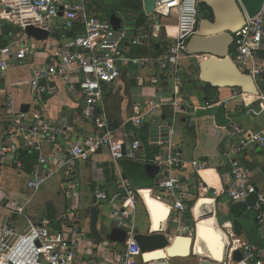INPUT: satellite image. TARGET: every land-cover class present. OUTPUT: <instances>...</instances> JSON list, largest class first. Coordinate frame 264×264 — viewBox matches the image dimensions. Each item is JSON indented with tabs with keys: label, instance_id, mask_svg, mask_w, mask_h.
I'll return each mask as SVG.
<instances>
[{
	"label": "built area",
	"instance_id": "obj_1",
	"mask_svg": "<svg viewBox=\"0 0 264 264\" xmlns=\"http://www.w3.org/2000/svg\"><path fill=\"white\" fill-rule=\"evenodd\" d=\"M202 1L156 0L153 13L145 14L144 30L135 34L128 25L115 30L107 21L91 14L90 5L100 3L109 6L111 0H0V39L4 38L3 24L20 30L11 35V42L0 48L2 76L10 70L11 60L22 62L41 54L39 48L23 41L27 28L34 27L52 34L54 22L61 19L62 29L72 32L73 37L62 44L42 41L48 50L47 62L33 69L30 90L34 99L41 102L44 96H57L59 86H63L69 97L80 98L83 118L97 130L77 140L70 131L45 121L44 109L35 110L31 116L24 112L13 114L15 105L10 98L6 106L13 121L5 138L0 139L1 165L9 162L19 172H25L22 153L36 154L34 169L27 175L28 190L35 196L50 180L61 177L64 196L70 202L78 200L80 194L79 184L75 182L77 163L89 160L103 149L108 150L112 162L118 164L123 160L146 161L139 153L145 147L154 151L155 156L150 161L158 168V178L153 188L136 189L130 182L123 181L120 192L113 197L100 190L95 193L97 202L116 206L111 219L114 228L127 233L123 245L107 241L97 244L84 237L76 224L79 214L71 206L61 218L60 230H54L48 221L30 223L23 235L18 234L11 220L0 226V264H103L107 260L112 264H137L136 260L141 259L142 253L134 241L136 215L139 203L147 205L146 197L160 205H168L174 214L170 222L180 226L184 233L186 229L183 224L190 204L203 196L216 200L222 195H227L232 205L248 206L253 210L259 226L264 229V191L250 181L239 160V156L252 146L264 150V131L246 134L232 125V136L237 143L231 144L225 155L229 171L225 176L226 188L223 192H218L204 179L202 172L208 170L206 163L188 161L178 150L176 118L183 108H192L189 96L184 94L180 67L183 60L194 57L188 52V43L198 34ZM239 4L241 6L240 1ZM241 8L245 23L233 35L231 58L242 73H248L253 78L260 90L264 86V62L261 60L264 49V5L254 18L249 17L243 6ZM167 19L176 21L172 35L164 25ZM162 38L167 40L162 53H152L143 60L156 68V75L137 78L141 89H153L156 96L144 104H135L134 115L129 120L139 131L147 128L145 136L120 133L108 118L104 88L122 79L127 45L142 49ZM235 100L239 102L237 110L254 117L253 106L259 100L264 102V97L249 96L234 90L229 98H212L196 109L227 108ZM167 108L171 110L170 121L165 117ZM193 126L194 119H190L188 128ZM60 137L67 143L65 150H61ZM47 148H53L56 152L49 155ZM187 168L199 178L198 183L192 184L182 176ZM252 198H255V205L249 206ZM0 203L18 214L25 211V208L1 193ZM68 226L72 239L65 235ZM179 235L183 234L180 232ZM174 237L169 238L171 243ZM231 237L226 264H264L263 250L235 238L234 234ZM238 250L242 252L241 262L233 261V255Z\"/></svg>",
	"mask_w": 264,
	"mask_h": 264
},
{
	"label": "crops",
	"instance_id": "obj_2",
	"mask_svg": "<svg viewBox=\"0 0 264 264\" xmlns=\"http://www.w3.org/2000/svg\"><path fill=\"white\" fill-rule=\"evenodd\" d=\"M91 14L93 13L91 12ZM132 17L135 16L132 15ZM119 18L122 20V27L127 26L123 19ZM62 23L61 19L54 22L55 29L50 34L49 39L46 40L49 41L48 43L58 41L62 44L73 37V35L72 37L67 36L68 32H64ZM108 23L110 24V21ZM175 23L174 19L164 21V25L168 28L170 35L173 34L170 29H174ZM5 25L9 24H3V27ZM55 32H61L64 35L61 39H56L53 37ZM23 41L28 45H34L39 48L41 54L22 62L13 59L10 61L11 68L6 75L2 76L0 72V139L5 138V133L13 121V116L10 115L6 106L10 98L13 99L15 105L12 110L13 114L22 112V109H24V113L31 116L35 110L44 109L45 121L54 123L56 127L64 131H70L77 140L96 133L97 130L94 125L83 118L80 109V98L78 96L69 97L63 86H59V94L55 97L44 96L41 102H37L34 99L29 86L32 71L35 67L47 62L48 50L44 48L42 41H36L28 36ZM166 41L162 38L153 41L151 45L142 49L127 45L122 79L113 86L104 88V106L108 118L113 126L119 129L120 133L133 134L138 137L145 136L147 128L139 131L129 120L134 115L133 106L139 103L144 104L149 99L154 98L156 92L153 89H141L138 86L137 78L156 75V68L150 64H145L143 60L151 56L152 53L154 55L157 53L153 48L155 42H161L163 49ZM0 48H2L1 40ZM196 60H199V58L191 57L181 62L180 71L184 79V94L189 96L192 108H183L176 118V142L178 150L184 159L199 161L208 165V171L206 170V173H204L207 181L218 192H223L226 188L225 176L229 171V163L225 155L229 146L237 143V139L232 136V125L237 126L246 134L264 131V102L259 100L255 103L253 106L254 117H248L243 111L237 110L239 105L237 100L233 101L227 108L196 109L203 106L207 99L203 94L204 87L200 84V71H198L199 67ZM261 60L264 62V49L261 52ZM190 84L198 85L195 86V89L190 90ZM233 93L234 90L230 89L219 90L218 98H229ZM259 96L264 97V86L260 87ZM167 111L170 114L166 119L170 121L172 119L171 110L169 108L165 110V117ZM190 119H194V126L191 129L188 128ZM59 141L63 147L61 150H65L67 148L66 141L62 137H60ZM46 151L49 155L56 152L53 148H47ZM139 153L142 159L144 158L146 161L123 160L118 164H114L108 150L103 149L89 160L78 162L75 182L79 184L80 194L78 200L74 202H70L64 196L61 177H55L50 180V184L48 183L49 185L45 186L35 196L28 190L27 175L34 169L37 161L36 154H34L35 161L32 171L29 173H27L26 168L25 172H19L9 162H6L1 165V170L2 167H5L7 172L5 174L1 172L0 193L9 196L19 207L25 208V211L23 214H18L5 208L0 203V226L11 220L18 234L23 235L30 227V223L40 224L43 221H48L53 223L52 228L54 230H60L62 228L61 218L69 210L68 208L72 206L79 214L76 224L82 235L97 243L91 233V210L93 207L99 209L98 230L103 237H106L110 230L114 228L111 215L116 206L110 203H95L96 191L100 190L113 197L120 192L121 182L123 181L130 182L136 189L153 188L157 181L158 168L150 161L155 156L154 151L143 147ZM239 160L250 181L259 190L264 191V150L257 146H252L239 156ZM182 176L192 184L199 182V178L190 168H187L182 173ZM195 203L197 202L190 204V210L185 216L186 221L183 224L186 229L185 233L179 229L180 226L178 227L170 222V218L174 214H172L168 205H164V207L170 210V216L165 223L163 222L164 225L161 226L160 230H167V226L170 225L173 237L179 235L180 232L184 236L191 237V234H194V230V232L199 230L201 234H199V240L195 244L196 257L211 258L216 263H222L223 257L214 258V256L209 255L203 238L205 233H210L214 237L223 233L228 244L232 241L231 234H234L235 238L264 251V229L257 224L256 215L249 207L243 212L242 217L238 219L239 225L235 228L233 226L234 219L231 217L230 207L232 204H230L227 195H222L216 200H201L197 204ZM14 214H16L15 219H13ZM107 222L110 224L109 228L107 227ZM136 229L143 234H149L153 229L151 211L144 203H139L138 205ZM65 235L69 239L73 237L69 226L67 231H65ZM227 247L226 245L224 251H226ZM136 263L141 264V259H137ZM103 264L112 263L107 260ZM190 264L194 263L191 262Z\"/></svg>",
	"mask_w": 264,
	"mask_h": 264
},
{
	"label": "water",
	"instance_id": "obj_3",
	"mask_svg": "<svg viewBox=\"0 0 264 264\" xmlns=\"http://www.w3.org/2000/svg\"><path fill=\"white\" fill-rule=\"evenodd\" d=\"M239 1L250 18L256 17L264 5V0H203L202 3L211 10L213 18L212 20L200 21L198 34L191 38L188 43V52L196 58H204L198 62L199 80L202 84L210 85L219 90H240L243 94L258 97L260 90L253 78L248 73H242L231 58L233 35L245 23ZM142 2L144 13L146 15L152 14L156 8V0H142ZM110 21L115 30L122 28L120 18ZM26 35L36 41H46L50 37V32L29 27L26 29ZM72 35V32L67 33L68 37H72ZM94 201L97 202L96 199ZM15 217L16 214L13 215V219ZM99 220L100 211L97 207H93L90 227L97 244H103L107 241L123 245L126 242L127 233L116 228L111 229L107 236L103 237L98 230ZM194 231L191 237L176 235L171 243L169 238L173 237V234L170 225L167 226V230L154 231L152 229L149 234H143L136 229L134 241L142 253L141 264H171L170 261L174 259L197 258L194 249L201 232L199 230ZM226 253L222 258V263L213 262L208 258H197L198 264H226ZM242 259V252L236 251L233 255V261L241 262Z\"/></svg>",
	"mask_w": 264,
	"mask_h": 264
},
{
	"label": "trees",
	"instance_id": "obj_4",
	"mask_svg": "<svg viewBox=\"0 0 264 264\" xmlns=\"http://www.w3.org/2000/svg\"><path fill=\"white\" fill-rule=\"evenodd\" d=\"M90 11L100 17L102 20H105L110 18L112 15H117L123 19L125 24H127L133 31V33L137 34L144 30L146 25V15L144 13L143 9V2L142 0H111V5H103V4H94L90 6ZM200 11V21L203 19H209L212 20L213 15L211 10L203 3H201L199 7ZM203 14V16H202ZM134 15L135 17H132ZM203 17V18H201ZM4 30V38L0 39L2 42V47L7 45L9 42H11L12 38L11 35L19 33L20 30L17 28H14L9 25H5L3 27ZM75 35L76 32L74 31ZM63 33L55 32L53 34V37L56 39H61L63 37ZM161 42L157 43L155 42L153 44L154 50L157 52V54L162 53L163 49L161 47ZM159 47V48H158ZM198 69V68H197ZM199 71V69H198ZM199 83V81H198ZM200 84L204 87L203 94L204 96L209 100L212 98H218V91L219 89H215L210 85H204L200 82ZM240 92V90H237ZM169 111H167L166 118L169 116ZM22 159L25 161V168L27 170V173L31 172L33 163L35 161L34 154H29L28 152L22 153ZM135 186V185H134ZM136 187V186H135ZM144 189V188H141ZM255 205V198H252L249 202V206ZM231 217H233V223L234 227L236 228L239 225L238 219H240L243 215V212L248 208V206L243 205H231ZM257 222V221H256ZM258 224V222H257ZM51 225L53 223L51 222ZM236 232L238 233V230L236 229Z\"/></svg>",
	"mask_w": 264,
	"mask_h": 264
},
{
	"label": "bare ground",
	"instance_id": "obj_5",
	"mask_svg": "<svg viewBox=\"0 0 264 264\" xmlns=\"http://www.w3.org/2000/svg\"><path fill=\"white\" fill-rule=\"evenodd\" d=\"M170 31L173 34L175 32L174 29H170ZM250 99L252 100L253 97H251ZM204 173H206V171L202 172V175H203L204 179L206 180V182L210 186H213L212 184L209 183V181H207ZM201 200L207 201V200H213V199L203 196L197 201V203ZM146 203H147V206L149 207L151 214H152L153 229H154V231H159L161 229V226L164 225L163 222L165 223L168 220V218L170 216V210L167 209L166 207H164L163 205H160L159 203H157L156 201H154L150 197H146ZM197 227H198V222H197ZM203 238H204V243L208 248V252H209L210 256L212 255V256H214V258H222L225 255L226 251H224V250H225L226 245L228 246V243H227L226 238H225L223 233H220L217 237H214L210 233H205L203 235ZM203 258H205V257H203ZM153 259H155V258H153ZM208 259L212 260L211 258H208Z\"/></svg>",
	"mask_w": 264,
	"mask_h": 264
},
{
	"label": "rangeland",
	"instance_id": "obj_6",
	"mask_svg": "<svg viewBox=\"0 0 264 264\" xmlns=\"http://www.w3.org/2000/svg\"><path fill=\"white\" fill-rule=\"evenodd\" d=\"M202 16H203V14H202ZM115 18H119L117 15H112V16H110V18L108 19V17H107V19H106V21H110V20H114ZM201 18H203V17H201ZM203 20H205V19H203ZM112 23H111V21H110V26H112L111 25ZM201 60H203L202 58L200 59L199 58V60H196L197 62H200ZM195 64H197V63H195ZM198 84H190L189 85V88H190V90H193V89H195V86H197ZM1 172L2 173H6L7 172V168H5V167H2V170H1ZM49 183V182H48ZM50 184V183H49ZM49 184H47V185H49ZM46 185V186H47ZM108 223V222H107ZM108 226V228H109V226H110V224L108 223L107 224ZM139 259V258H138ZM191 262H193L194 264H198V259L197 258H193V257H191V258H188V259H174V260H172V261H170V263L171 264H190Z\"/></svg>",
	"mask_w": 264,
	"mask_h": 264
}]
</instances>
